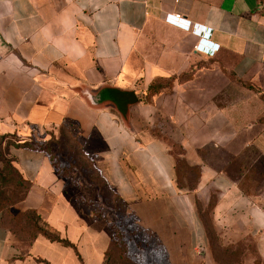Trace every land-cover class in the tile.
I'll return each mask as SVG.
<instances>
[{
  "label": "crops",
  "instance_id": "0c3cea01",
  "mask_svg": "<svg viewBox=\"0 0 264 264\" xmlns=\"http://www.w3.org/2000/svg\"><path fill=\"white\" fill-rule=\"evenodd\" d=\"M70 123L91 131L95 167L129 212L187 242L172 264H264V202L244 184L257 162L264 183V0H0V136ZM248 149L251 164L225 165ZM10 154L30 182L22 207L79 255L43 235L22 250L0 217V264H103L109 220L76 202L82 188L39 150Z\"/></svg>",
  "mask_w": 264,
  "mask_h": 264
},
{
  "label": "rangeland",
  "instance_id": "374dc122",
  "mask_svg": "<svg viewBox=\"0 0 264 264\" xmlns=\"http://www.w3.org/2000/svg\"><path fill=\"white\" fill-rule=\"evenodd\" d=\"M194 65L195 61L192 62V66ZM23 139L15 134L0 136V217L10 233L12 242L18 248L22 250L27 248L32 239L39 235L34 226L41 227L43 222L36 216L34 209L23 208L21 205L23 200L20 199L26 190L22 184L17 183L18 169L10 154V148L22 145L39 150L36 148L38 143L47 145L46 149L39 151L48 157L51 154L58 160L56 165L64 174L62 178L74 187L80 190L82 188V193L75 197L76 202L85 205L92 214H101L99 217L104 215L109 220L111 244L106 251L104 264H172L169 249L172 251L173 248L177 250L176 248H182L183 245L186 247V241L161 240L149 223H143L145 221L141 217L129 212L125 203L114 197V193L105 185L100 172L95 167L93 151L88 150V140L92 139L95 143V138L91 136L89 129L82 130L76 127V124L70 123L69 126L67 124L38 129L36 134L32 132L31 136L25 137L26 140L21 142ZM25 142L27 143L24 144ZM174 149L178 153L179 149L177 147ZM230 154L216 151L211 156L214 159L220 156L226 160L231 156ZM255 156L257 154L248 149L225 165L240 167L246 163L251 164L250 159ZM178 160L182 182L181 174L187 172L186 163L181 157H178ZM260 164V162L253 164L257 168L260 167L252 170L253 176L246 178L244 184L251 195H260L264 202V192L262 193L264 183L262 177L258 175L263 172ZM195 180L196 171L192 169L189 183L193 185ZM178 259L175 256V261Z\"/></svg>",
  "mask_w": 264,
  "mask_h": 264
},
{
  "label": "trees",
  "instance_id": "16d2710c",
  "mask_svg": "<svg viewBox=\"0 0 264 264\" xmlns=\"http://www.w3.org/2000/svg\"><path fill=\"white\" fill-rule=\"evenodd\" d=\"M159 86H160V82L159 81H153L150 85H149V87H148V89H147V97L149 98V95H151L153 92H155V91H157L158 90V88H159ZM27 142H25L24 144H26ZM47 146V145H46ZM46 146H45V143H38V144H36V148H38L39 150H44V149H46ZM49 159H50V161H51V163H52V165H53V167H54V169H55V171H56V174L59 176V177H64V174L58 169V166L56 165V161H58L57 159H54L52 156H51V154L49 155ZM177 160H178V158H177ZM177 165H178V171L180 170V165H179V160H178V163H177ZM17 176H18V184H22L24 187H25V193H24V195L21 197V199L20 200H24V198H25V196H26V193H27V191H28V188H29V185H30V182L29 181H27L26 179H24L23 177H22V175L20 174V172H18L17 171ZM178 179H179V177H178ZM105 183V182H104ZM106 185V184H105ZM112 192V191H111ZM113 193V192H112ZM114 195V197L116 198V199H118V200H120L119 199V197L114 193L113 194ZM34 212L36 213V211L34 210ZM94 216H96V217H99V216H101V214H93ZM36 216L41 220V218L37 215V213H36ZM41 222H43L42 220H41ZM43 224V226H38V225H35L34 226V228L36 229V231L39 233V235H43L44 237H46V238H48V239H50L51 241H56V242H59L60 244H62V245H64V246H70V247H73L74 249H75V251H76V254L77 255H79L78 254V252H77V250H76V247L68 240V239H66V238H63V237H61L60 236V234L55 230V229H53L52 227H50L47 223H45V222H43L42 223ZM36 237V236H35ZM34 237V238H35ZM33 238V239H34ZM104 264V263H103Z\"/></svg>",
  "mask_w": 264,
  "mask_h": 264
},
{
  "label": "built area",
  "instance_id": "2783aa9c",
  "mask_svg": "<svg viewBox=\"0 0 264 264\" xmlns=\"http://www.w3.org/2000/svg\"><path fill=\"white\" fill-rule=\"evenodd\" d=\"M165 20L169 23L176 25V26L182 27L186 30H191V31L196 32V33H202V31L205 29V27L195 25V24L192 26L191 24H189V20L184 18L180 13H174V12L169 13L165 16ZM206 29H207V31H209L208 28H206ZM199 43L196 44V49L200 50V51L201 50L205 51L208 54L215 53V51L218 48L216 45H213V47H211L212 46L211 43H208L211 46H208L207 44L202 45Z\"/></svg>",
  "mask_w": 264,
  "mask_h": 264
}]
</instances>
